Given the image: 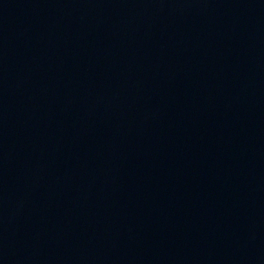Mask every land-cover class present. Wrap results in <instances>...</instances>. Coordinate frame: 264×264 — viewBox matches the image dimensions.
<instances>
[{
    "label": "water",
    "instance_id": "water-1",
    "mask_svg": "<svg viewBox=\"0 0 264 264\" xmlns=\"http://www.w3.org/2000/svg\"><path fill=\"white\" fill-rule=\"evenodd\" d=\"M0 264H264V0H0Z\"/></svg>",
    "mask_w": 264,
    "mask_h": 264
}]
</instances>
